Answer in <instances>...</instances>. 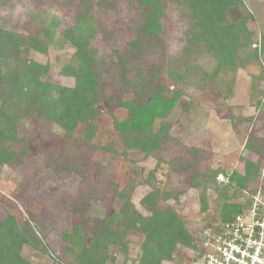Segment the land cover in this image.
Returning a JSON list of instances; mask_svg holds the SVG:
<instances>
[{
    "label": "rangeland",
    "instance_id": "1",
    "mask_svg": "<svg viewBox=\"0 0 264 264\" xmlns=\"http://www.w3.org/2000/svg\"><path fill=\"white\" fill-rule=\"evenodd\" d=\"M6 1L0 6L3 28L24 38L47 39L44 54L32 50L24 53L22 47L17 55L47 66L48 73L42 78L47 84L68 89L74 86V78L60 70V58L74 51L66 39L67 31L87 35L94 24L90 45L104 56L99 61L98 92L102 98L96 106L99 116L92 122L97 132L93 144L79 142V125L62 145L60 128L33 118H27L25 125L18 124L19 141L8 142L18 161L0 164V220L10 215L19 225L28 222L33 227L38 222V235L46 236L47 249L24 244L20 251L23 259L31 264H64L60 235L70 234L76 225L82 226L84 234L82 244L75 247L90 246L104 217L118 212L122 204L110 183L121 190L135 173L139 185L130 197L134 208L143 217L151 215L143 199L152 190L142 183L151 172L150 183L156 185L161 198L166 197L158 206L173 211L195 242L205 229L219 223L223 204L245 211L248 199L244 194L247 191L240 188L243 179L254 181L244 187L254 189L259 184L264 195V0H157L159 37H152L145 51L125 65L129 80L139 73L148 78L159 70V82L168 92L180 91L167 116L171 138L151 158L137 152L119 156L122 144L113 119L128 115L116 102L123 91L117 58L126 57L129 42L143 23L138 0ZM85 10L93 24H75L76 14ZM195 13H207L199 16L202 23L225 28V33L214 31L215 40L186 44L188 26L198 21ZM5 63L13 65L11 61ZM170 63L171 71L186 77L177 79L178 85L171 81ZM5 67L0 64V73ZM47 153L72 170L58 173L45 168ZM204 173L208 178L215 174L214 181L199 177L195 182L198 186L190 188L195 174ZM144 240L147 246H142ZM126 241V250L119 245L106 249L105 264H139L145 254L152 257L147 260L149 264L196 262L198 250L192 245L164 246L152 235L146 240L144 234L134 232L126 236Z\"/></svg>",
    "mask_w": 264,
    "mask_h": 264
},
{
    "label": "trees",
    "instance_id": "2",
    "mask_svg": "<svg viewBox=\"0 0 264 264\" xmlns=\"http://www.w3.org/2000/svg\"><path fill=\"white\" fill-rule=\"evenodd\" d=\"M5 3H7L6 0H0V6L5 5ZM199 8H202L201 4ZM138 10L141 13L143 23L136 28L134 39L129 42L126 57L117 58L123 91L121 95L116 96V102L121 109L128 112V115L120 120L113 119L116 133L122 144L118 152L119 156L128 157L129 153L137 152L141 153L144 158H151L171 138L167 116L180 98V93H178L180 91H169L170 95L167 96L169 94L168 89L159 82V70L152 73L148 78H143L140 73L136 79L129 80L127 78L126 61L143 53L152 37H159L161 30L158 22L160 10L157 0H138ZM196 13L194 16L198 21L188 26L185 33L186 44L192 46L200 41H209V38L215 40L217 39L215 32L225 33V28L220 29L218 26L202 23L199 16L203 17L204 14L208 16L207 13ZM74 20L75 24L85 22L93 24L87 10L76 14ZM218 25L222 26L221 23ZM209 26L212 30L208 28ZM3 27L5 25L2 26L0 21V64L6 65L5 71L0 73V164L17 163L18 159L15 158L17 153L10 150L8 142L20 140L18 138V124H24L27 118L41 120L43 124L55 125L60 128L63 136L58 138L62 145L66 144L78 126L82 125L77 133L79 142L93 144L94 139L97 138V132L96 124L92 122L99 116L96 106L102 98L98 92L101 71L99 61L102 62L104 59V56L100 54L101 51L92 48L90 45L95 33L94 24L87 35L82 36L73 32H66V39L74 51L72 55L60 58L62 62L60 70L64 71V75L74 78V86L71 89L51 86L42 81V78L48 73L47 66L17 56L22 47L24 53L32 50L44 54L47 49L46 38L39 39L37 36L24 38ZM197 28L200 33H196ZM234 37L235 40L239 39L238 36ZM7 61H11L13 65L9 66L8 63H5ZM172 67L173 65L170 63L168 72L172 83L178 85L177 79L182 80L185 76L177 74L176 71H171L170 68ZM51 87H53L52 92L49 91ZM124 96L128 99L124 100ZM113 101L112 97L109 102L112 103ZM155 126H157L156 130L154 129ZM29 128L31 129V127ZM6 142L7 146L4 147ZM20 142L24 143V140ZM54 156L52 153L46 154L45 168H54L58 173L72 170L70 166L58 163ZM158 161L160 162L161 159ZM149 174L142 183L149 185L152 190L143 199V203L151 215L147 218L143 217L130 203V197L139 185L135 178L138 176L137 173L128 179L127 184L121 190H117V186L110 183L114 195L122 201L118 212H112L104 217L92 238L93 242L90 246L82 245L79 250L75 247V244H82L81 236L84 234L81 229L82 226L76 225L70 234L62 233L60 239L64 242L62 255L64 264H83V262L84 264H105L108 258L106 249L111 245H119L123 250H126L128 245L126 236L130 232L144 234L146 240H149L150 235H152L160 239L164 246L170 243L175 246L179 243L186 246L192 245L198 250V241L195 242L191 238L174 212L161 210L158 206L159 200L164 197L161 198L156 185L150 183L152 173ZM212 176L208 178L205 173L195 174L190 183V188L198 186L195 182L199 177L203 181L210 182L214 181L215 174ZM245 183H254V181L243 179L240 185L241 189L255 190L254 192L260 189L263 193V189L258 188L259 184L254 186V189H250L244 187ZM168 196L171 195L168 194ZM202 201L205 205L204 198ZM25 206H27L26 202L24 203ZM84 207L91 209V206ZM220 212V221L217 224L231 221L242 210L240 211V207L235 205L223 204ZM36 228L40 230L38 222H34L33 227L28 222L19 225L16 218L10 215L0 220V264H31L20 255L24 244L43 251L46 250L47 246L44 241L46 236H39ZM142 246H147L145 240ZM97 249L98 255L94 256ZM150 259L152 257L149 255L145 254L144 257L142 255L139 264H149L147 260Z\"/></svg>",
    "mask_w": 264,
    "mask_h": 264
},
{
    "label": "built area",
    "instance_id": "3",
    "mask_svg": "<svg viewBox=\"0 0 264 264\" xmlns=\"http://www.w3.org/2000/svg\"><path fill=\"white\" fill-rule=\"evenodd\" d=\"M245 192V211L200 235L195 264H264V195Z\"/></svg>",
    "mask_w": 264,
    "mask_h": 264
}]
</instances>
